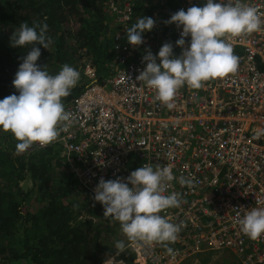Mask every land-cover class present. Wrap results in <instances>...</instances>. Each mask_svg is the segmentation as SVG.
Returning <instances> with one entry per match:
<instances>
[{"label":"built area","instance_id":"obj_1","mask_svg":"<svg viewBox=\"0 0 264 264\" xmlns=\"http://www.w3.org/2000/svg\"><path fill=\"white\" fill-rule=\"evenodd\" d=\"M179 1L184 10L205 3ZM242 2L255 7L262 22L257 31L229 39L239 57L237 70L199 89L178 88L169 110L137 77L146 66L143 55L175 44L182 28L171 24L170 40L157 37L149 43L145 36L147 46H132L126 36L131 5L111 0L114 25L121 27L115 33V74L98 82L96 67L86 62L84 75L90 81L65 107L71 124L54 141L63 144L61 156L91 193L101 178L126 181L139 166L172 165L176 179L164 194L179 193L180 203L160 215L181 225L177 240L167 243L173 253L165 244L128 241L125 248L132 250L136 264H181L207 251L229 252L242 264H264V235L250 239L238 224L246 209L264 207V0ZM159 4L167 11L166 0ZM155 28L160 31L162 25ZM185 40L187 47L190 36ZM180 177L191 185H181ZM100 264H123V259L115 254Z\"/></svg>","mask_w":264,"mask_h":264},{"label":"trees","instance_id":"obj_2","mask_svg":"<svg viewBox=\"0 0 264 264\" xmlns=\"http://www.w3.org/2000/svg\"><path fill=\"white\" fill-rule=\"evenodd\" d=\"M110 1L0 0V99L19 94L12 81L31 45L12 47L10 38L22 21L29 26L33 21L48 25L51 43L48 49L36 45L41 51L38 65L55 75L68 64L80 74L70 94L62 98L64 108L90 81L84 75L86 62L96 67L98 82L114 75L113 66L119 64L115 33L121 27L114 25L116 15L110 10ZM114 1L121 6L129 2L130 24L139 17L154 19V28L143 34L149 43L157 41L159 35L160 39L170 40L171 24L165 22L175 8L180 9L179 0H166L165 12L159 0ZM154 12L159 17H154ZM158 23L162 25L160 31L155 28ZM147 45L143 41L139 46L142 49ZM172 45L174 55L181 53L176 44ZM17 142L11 132L0 131V264H100L104 257L114 254L116 247L104 245L99 236L105 221L119 222L103 217V206L61 156L63 144L53 141L46 147L32 146L17 153ZM27 179L32 184L25 189L20 183ZM35 192L40 206L35 211H25ZM82 213L87 219L80 217ZM126 238L120 235L117 240L124 242ZM133 256L128 251L117 255L124 264H134Z\"/></svg>","mask_w":264,"mask_h":264},{"label":"clouds","instance_id":"obj_3","mask_svg":"<svg viewBox=\"0 0 264 264\" xmlns=\"http://www.w3.org/2000/svg\"><path fill=\"white\" fill-rule=\"evenodd\" d=\"M261 22L257 9L242 0H205L203 6L180 9L165 23L182 28L180 38L175 41L181 53L174 55L171 43H164L155 55L148 50L142 58L146 66L137 80L155 90V99L172 110L178 88L187 85L199 89L203 82L234 73L239 57L234 54L229 39L257 31ZM154 26L153 18L139 17L126 30L127 42L132 46L142 44L143 34ZM47 32L46 23L33 21L29 26L22 21L10 38L12 47L31 45L12 81L19 94L0 99V131L12 133L18 141L17 153H23L35 143L40 146L51 143L71 124V114L65 110L62 98L70 94L80 74L64 64L58 73L51 75L45 66L37 64L41 51L36 45L48 49L51 43ZM189 36L185 47V38ZM174 179L171 164L155 167L145 164L131 171L126 181L120 178L99 180L93 199L103 206V217L118 221L121 237H127L124 242L114 243L112 247L117 251L112 255L117 257L122 251L133 253L125 248L128 241L165 244L166 251L173 253L167 243L177 240L181 225L172 223L159 212L179 206V193L164 194L167 184ZM178 179L181 185H191L190 180ZM238 224L240 231L250 239L264 235V207L246 209ZM134 258L135 255L133 263L136 264ZM239 263L242 264L240 260Z\"/></svg>","mask_w":264,"mask_h":264},{"label":"rangeland","instance_id":"obj_4","mask_svg":"<svg viewBox=\"0 0 264 264\" xmlns=\"http://www.w3.org/2000/svg\"><path fill=\"white\" fill-rule=\"evenodd\" d=\"M75 27V26H74ZM157 43V42H156ZM32 182L27 180H24L20 183V185H23L25 189L28 188L29 185H31ZM37 192L33 193V197L31 198L29 203H26V206L24 208L25 211H35L37 206H40V204L37 203L35 200ZM83 219H87V216L85 213H82V216H80ZM94 221H98L97 217H94ZM94 224V223H93ZM109 224V225H105ZM103 229L102 234L99 236V240H101L104 245H107L108 247H112L118 237H120L119 232V223H106V221L103 223ZM110 226V227H109ZM203 259V260H202ZM183 264H240L239 259L229 252L225 251H216V252H206L204 254L198 253L190 258H188Z\"/></svg>","mask_w":264,"mask_h":264}]
</instances>
